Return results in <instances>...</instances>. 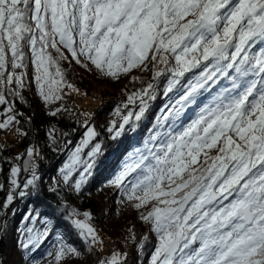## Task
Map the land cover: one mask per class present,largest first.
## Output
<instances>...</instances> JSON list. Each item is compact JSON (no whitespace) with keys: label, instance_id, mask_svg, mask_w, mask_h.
I'll list each match as a JSON object with an SVG mask.
<instances>
[{"label":"snow or ice","instance_id":"snow-or-ice-1","mask_svg":"<svg viewBox=\"0 0 264 264\" xmlns=\"http://www.w3.org/2000/svg\"><path fill=\"white\" fill-rule=\"evenodd\" d=\"M73 62L114 80L134 69L152 73L146 87L129 96L138 109L124 116L114 138L147 118L166 81V103L149 135L109 181L155 235L149 251L150 235L138 238L128 229L127 239L148 253L147 264H264V0H0V133L15 129L27 136L9 97L24 100L30 65L31 82L48 106L63 101L66 89L79 91L63 68ZM62 111L63 104L48 115ZM84 126L85 138L49 192L57 193L62 182L69 193L83 194L103 164L102 145L91 143L98 134L87 121ZM55 131L48 134L53 144ZM4 151L0 144V158ZM40 155L29 146L5 161L8 190L0 215L15 214L17 196L41 195ZM92 219L75 208L67 213L87 251L103 252ZM23 220L20 247L34 264L53 234L56 264L84 255L38 210ZM5 227L0 223V231ZM130 262L143 264L139 252L133 261L130 252L112 251L97 264Z\"/></svg>","mask_w":264,"mask_h":264},{"label":"trees","instance_id":"trees-1","mask_svg":"<svg viewBox=\"0 0 264 264\" xmlns=\"http://www.w3.org/2000/svg\"><path fill=\"white\" fill-rule=\"evenodd\" d=\"M32 70L33 68L30 65L27 70L29 73L30 83L22 92L24 100L21 101L19 99L9 97V99L13 102L15 111L20 114L17 116V119L20 121L18 127L26 131L27 136H20L19 145H16V143H13L12 139H10L9 144H11V146H7L4 143L5 139L2 140L0 138V144L5 145V151L2 153V158H0V167H3V172L0 173V183H4V185L8 184L6 177L9 171V164L5 161L11 160L17 155L15 148L20 147L26 150L29 146H35L38 150L45 151L46 153V158L41 159L42 167L39 172L42 177V193L38 198L35 195H29L24 198H20L18 196L13 207L15 214H7L5 220L6 227L3 231H0V264H32V259L21 249L15 235L16 227L18 226L20 218L25 216L30 209H36L42 214V216L52 220L53 232L63 235L67 243L78 247L84 254L80 258L66 257V259L61 261L60 264H97L98 259H102L99 258V251L94 250L92 252H88L87 249L89 246L79 238V236L75 233L74 228L69 226L70 221L67 220V213L72 208H75L76 210L78 209L82 212H91L93 217L92 223L101 234L105 237L115 238L119 245H122L121 247H123L121 252H130L133 261L136 260L139 252V256L140 259L143 260V264H147L148 253L140 252L139 245L135 244L132 240L127 239L126 232L129 228H132L138 238L143 237L145 234H149L148 226L145 225L137 216L135 219V217L132 216L133 214L126 213H124V215L116 222L107 221L110 220V216L107 214L108 208L104 206V201L109 198H114V200H116L118 197L116 194L117 189L110 186L109 181L113 175H115L114 172L119 169L120 165L127 158L128 154L122 152L121 156L117 158V165L114 167V171L108 180L106 179L105 174L107 172V174H109L110 171L104 166H109L110 163L114 162V156L120 151L121 145L139 142L142 138L148 135L147 130L150 129V127H147L149 126L152 118L157 116V114L159 115V110L164 105L165 97L163 96V85L166 84V81L161 82L157 93V99L151 104L150 111L145 119V122L141 123L135 130L127 125L125 127L127 129L124 131L121 138H114L112 134L113 130L109 131V129L118 128V125L116 124L118 115H116L114 109L116 105L123 107V101L128 95L136 91L138 88L142 89L143 87H146V84L151 81V73H142L139 70L134 69L133 73L128 78H120L117 81H111V83H109L110 86H104V92L107 94V97H110V99H103L104 101H107V104H103L100 111L96 115V122H98L99 127L96 128L95 131L98 135L91 142L92 144L100 143L102 145L104 155L100 159L103 160V164H99L94 169L93 175L89 178L83 194L69 193L68 189L62 184V182L60 183L58 192L54 194L49 192L48 188L55 186V183L52 181V175L55 174L59 165L63 162L66 153L65 149L58 151L57 148H50L52 145H49L48 130L52 127H57L61 129V132L64 134L66 133L68 137L66 138L65 146L68 147V142L73 141L71 134L78 131V133L74 136L75 142L76 136L84 129L85 119L83 110H80L83 126L75 121L69 120L70 118L66 115L56 117L48 115L49 109H47L45 104L41 102L42 100L40 97L35 93L33 82H31ZM77 72H80L77 67L71 66V79L69 81L81 91L85 88L83 83L84 79L83 81L78 80ZM133 76L143 77L144 83L142 84L138 80H133ZM89 83L92 85L94 84L92 82ZM87 89H91L90 86H87ZM72 93V104L79 107L78 98L80 97V94L77 92ZM4 107L5 106H0L1 113L4 110ZM10 132H12V130L9 131V133ZM13 132L15 133L16 131L14 130ZM0 135L3 136L2 133H0ZM90 147L91 145H89V148ZM89 148H87V150H89ZM103 167L104 170L100 171ZM94 193L99 194L97 197H93L92 194ZM2 200H4V194L3 191H0V203ZM118 206L114 205L113 209H116V207L118 208ZM1 216L2 215H0V217ZM39 226L43 227L40 222L37 224L38 229ZM149 235L150 251L152 250L155 238L154 234ZM54 237L55 234L51 236V238ZM45 245H47L46 241L41 245L39 248L40 250L38 249L39 251H37L34 256L41 253ZM10 247L13 248L12 254L8 252Z\"/></svg>","mask_w":264,"mask_h":264},{"label":"rangeland","instance_id":"rangeland-1","mask_svg":"<svg viewBox=\"0 0 264 264\" xmlns=\"http://www.w3.org/2000/svg\"><path fill=\"white\" fill-rule=\"evenodd\" d=\"M71 66L77 67V69L80 71V72H77V78H78V80L83 81V79H84V82L83 83H84V87L85 88H83L81 91L79 90L77 92L78 94H80V97L78 98L79 99L78 102H79V105H80L79 107H82V108H79V107H77V106H75V105L72 104L73 93L70 90H67V89L65 91L68 92L69 94L65 95L63 101H58L55 104H51V105H48L46 107L50 111L51 109H54L55 107H58L61 104H63V106L67 109V111H62L57 116L66 115V116H68L70 118L69 120L75 121L78 124H81V126H83V121L81 120V115H80V112L81 111L80 110H83V114H84L85 121H87L88 124L91 125V126H93L94 129L96 130V128L99 127L98 122H96V115L100 111L101 106H103V104H107V101H104L103 99H106V100H109L110 99V97H107V94H105L103 88H105L104 86H106V85H109L110 86L109 83H111V81H117V80H114V79H111V78L101 77L95 70L89 71L88 69H86L84 67H81L79 65H75L74 62H73V64ZM71 66H69V64H67V63L63 64V68L66 69L67 72H68V76H67V79L68 80L71 79V74H70V68H71ZM33 73H34V69L32 70V75H33ZM148 73H151V72H148ZM130 75H128V76H121V78H124L125 79V78H128ZM150 77H152V73H151ZM28 79H29V77H28ZM87 81L92 82L94 84L92 85V84H90ZM33 85H34L35 93L37 94V96H39L38 93H37V86H36V84L34 82H33ZM87 86H90L91 89H87ZM140 89L141 88H138L134 92H137ZM83 95H85V96H83ZM91 95H93V96H91ZM130 95H128L127 98L123 101V107L122 106L120 107V105H116V107L114 109L115 112H116V115H118L117 120H116V124L118 125V128H119L120 124L123 123V118H124V116H126L128 114L129 111L135 112L138 109L139 101L137 100L134 104L133 103H129V99L128 98H129ZM101 99H102L103 102L101 101ZM74 100H75V97H74ZM41 102H43V101H41ZM152 103H153V101H150V106H151ZM190 115H192V113H190ZM0 119H3V117L0 116ZM143 122H145V120H143L141 123H143ZM53 128L56 130L55 131L56 143L53 144L52 143V140L49 138V145H52L50 148H57L58 151H61V150L65 149V153H66L63 162L59 165V167H58L57 171L55 172V174L52 175V181L54 182V181H57V180H61L60 175H59V169L61 167H63V165L65 164V162L68 161L69 156L75 150V148L77 147V145H79L80 142L82 141V139L85 138V133L87 131V128L84 127V129L82 130V132L76 136L75 142H74V136L78 133V131L76 133L73 132V134H71V136L73 137V141L71 142V141L68 140L70 142V143L68 142V145H69L68 147L65 146L66 138L68 136L65 135L63 132H61V129L60 128L52 127L51 129H53ZM118 128H114L113 129V131H112L113 136H115V130L118 129ZM126 129L127 128H125V130ZM14 130L15 129H12V132H10V133L8 132L7 135H5L3 133H2L3 136L0 135V138L2 140L5 139L4 143L7 146H11V144H9L10 139H12V142L13 143H16V145H19L20 135H18L16 132L14 133L13 132ZM49 130H48V134H49ZM124 131H122L120 138L123 136ZM24 150L25 149H22L20 147H16L15 148V151H16L17 154L23 153ZM88 151L89 150H87V148L84 149L83 158H85V159L87 158V152ZM39 152H40L41 155H40L39 158H37V164H38V171L40 172V169L42 167L41 159H45L46 158L45 157L46 156V153H45V151H42V150H39ZM121 165H120V167H121ZM119 171H120V169H117L114 172V174L116 175ZM93 172H94V170H93ZM115 175H113V177L111 179H113ZM26 178H27V174H22L21 179L23 180V179H26ZM4 186H5V190L3 191V194H4V199H5L6 198V195H7L8 184L7 185H4ZM98 194L99 193H94V194H92V196L93 197H97ZM116 194L118 196L116 200H114V198L113 199L112 198L111 199L109 198L108 200L104 201V206L106 208H108L107 209V214L110 216V218H109L110 220H107V221L116 222L117 220H119V218H121V216L124 215V213H126V214H133L132 216L135 217V219H136V216L139 218V215H138L137 211L134 210L133 208H131L127 202L121 203V200H122L123 197H122V194L118 190H116ZM114 201H115V203H114ZM2 202H3V200H2ZM15 202H16V200H15ZM14 204H13L12 207H14ZM114 205H116V206L119 205L118 206L119 209L117 207H116V209H113ZM117 209H118V211H117ZM79 212L83 213V212H89V211H83V212L82 211H79ZM9 213L11 214L12 212H9ZM23 217L24 216H22L20 218V220L18 222V226L16 227V234L15 235L17 237V242L19 244H20V231H21V229L24 226ZM80 218H83V217L81 216ZM5 220H6V216H3L2 215L0 217V223H4L5 224ZM90 223L94 226V224L92 223V220L90 221ZM37 224H36V227H37ZM42 228L43 227H40L39 226V229L42 230ZM97 231L99 233V236H100L101 240L103 241V247H104V251L103 252H99V258L104 259L105 257L104 258L101 257L102 254H106L107 255V254L111 253L112 250L119 251L120 249H123V247H121L122 245L120 246L119 243H118V241L115 238L105 237L103 234L100 233V231L98 229H97ZM75 233L79 236L77 230H75ZM126 235H127V237L129 236L128 230L126 232ZM79 238L83 241V239L80 236H79ZM154 238H155V235H154ZM55 243H56V236L54 238H51V236H50L46 240V244L47 245L44 246V249L42 250V252L41 253H38L37 255L34 256L35 259H37V260L40 261V264H56V262L54 260V255H55V251H56V248L54 246ZM154 243H155V241H154ZM72 246H74V245H72ZM74 247H76V246H74ZM76 248H78V247H76ZM8 252L10 254H12L13 253V248L10 247L8 249ZM48 252H52L53 253V256H48L47 255ZM31 262H32V264H34V261L31 260Z\"/></svg>","mask_w":264,"mask_h":264},{"label":"bare ground","instance_id":"bare-ground-1","mask_svg":"<svg viewBox=\"0 0 264 264\" xmlns=\"http://www.w3.org/2000/svg\"><path fill=\"white\" fill-rule=\"evenodd\" d=\"M119 169H120V167H119Z\"/></svg>","mask_w":264,"mask_h":264}]
</instances>
